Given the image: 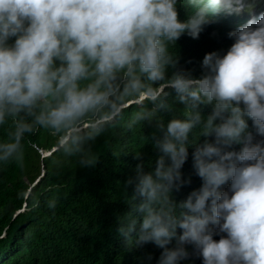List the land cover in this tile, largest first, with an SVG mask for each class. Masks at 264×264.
I'll return each instance as SVG.
<instances>
[{
    "label": "clouds",
    "instance_id": "9594fccd",
    "mask_svg": "<svg viewBox=\"0 0 264 264\" xmlns=\"http://www.w3.org/2000/svg\"><path fill=\"white\" fill-rule=\"evenodd\" d=\"M177 4L0 0V165L23 170L27 150L36 148L28 137L43 131L56 152L93 167L91 142L106 129L133 133L155 120L154 170L144 171L139 149L149 138L141 135L142 147L132 151L141 162L125 199L130 210L117 216L116 231L130 237L138 225L129 246L155 244L163 249L158 264L188 259L185 245L203 264H264V140L255 139L264 137V0H183V21ZM221 13L245 20H234L227 52L206 53L199 78L178 69L176 42L185 34L197 39ZM165 89L174 90L180 109L165 102ZM202 106L211 108L206 116ZM158 109L175 113L166 125ZM200 136L213 140L197 143ZM190 146L203 183L177 203L172 191ZM128 152L120 146L117 157Z\"/></svg>",
    "mask_w": 264,
    "mask_h": 264
},
{
    "label": "trees",
    "instance_id": "16d2710c",
    "mask_svg": "<svg viewBox=\"0 0 264 264\" xmlns=\"http://www.w3.org/2000/svg\"><path fill=\"white\" fill-rule=\"evenodd\" d=\"M177 11L183 21L186 18L183 0H178ZM235 15L212 16V23L204 27L197 39L182 35L175 46L179 56L177 68L194 78L201 77L205 71L201 66L204 55L213 51L224 55L234 42L227 36L237 28L234 20L239 25L245 23ZM13 41L14 38L9 43ZM165 91L169 93L165 102L173 109H180L182 106L175 101L174 90ZM210 111V106H202V115ZM174 114L157 110V116L165 125ZM248 124L255 136L251 120ZM154 131L155 120L142 122L140 131L136 129L133 133L119 126L106 129L91 142L92 150L98 155L93 167H80L75 157L66 158L56 152L54 138L43 131L28 137L36 143V148L27 150L24 169L14 164L0 165V264H158L163 249L155 244L129 246L128 240L134 241L137 237L138 225L130 237L116 231L117 216L130 210L125 199L134 194L135 167L141 162L133 158L132 151L142 147L141 135L149 138V143L139 149L144 171L154 170L159 155L150 142ZM205 139L211 142L213 137L200 136L197 143ZM255 139L264 140V137L255 136ZM120 146L129 152L118 158ZM239 148L240 145H233L230 150ZM193 151L194 146H190L188 158L180 169L179 190L172 191L177 203L186 200L203 183L193 168ZM129 179L132 184L127 183ZM226 189L227 184L222 190ZM33 198L39 201L38 206H33ZM51 199L56 201L55 208L48 207ZM180 232L177 229V235ZM213 239L219 240L220 235H214ZM175 246V239L167 245L170 249ZM185 248L190 257L178 264H203L202 258L191 255V245Z\"/></svg>",
    "mask_w": 264,
    "mask_h": 264
},
{
    "label": "rangeland",
    "instance_id": "374dc122",
    "mask_svg": "<svg viewBox=\"0 0 264 264\" xmlns=\"http://www.w3.org/2000/svg\"><path fill=\"white\" fill-rule=\"evenodd\" d=\"M44 155L46 156V155H48V153H44Z\"/></svg>",
    "mask_w": 264,
    "mask_h": 264
}]
</instances>
